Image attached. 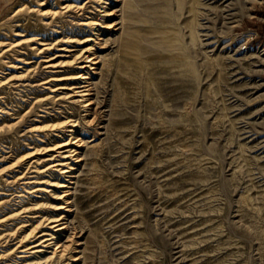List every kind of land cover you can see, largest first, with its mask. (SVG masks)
I'll return each instance as SVG.
<instances>
[{"label": "rangeland", "instance_id": "1", "mask_svg": "<svg viewBox=\"0 0 264 264\" xmlns=\"http://www.w3.org/2000/svg\"><path fill=\"white\" fill-rule=\"evenodd\" d=\"M41 2L52 12L66 3L87 6L85 15L63 10L53 18L31 11ZM127 2L0 0V264H264V0H172L181 48L148 77L139 63L119 70L123 58L142 57L125 35ZM86 15L95 23L80 24ZM97 22L116 29L98 37L96 70L79 62L44 67L46 56L71 60L95 43ZM60 35L77 42L57 43ZM87 37L94 39L81 43ZM41 42L52 47L40 53ZM80 71L93 82L91 112L75 97L57 99L65 92L53 98L58 82L39 85L51 74ZM71 119L82 138L70 183L73 243L47 262L23 257V225L33 229L36 215L52 214L55 202L52 192L33 190L46 185L41 179H67L37 170L51 160L32 162L30 146L68 140ZM36 124H56L65 135L45 136L32 130Z\"/></svg>", "mask_w": 264, "mask_h": 264}, {"label": "bare ground", "instance_id": "2", "mask_svg": "<svg viewBox=\"0 0 264 264\" xmlns=\"http://www.w3.org/2000/svg\"><path fill=\"white\" fill-rule=\"evenodd\" d=\"M194 1L197 2L199 0H193V2ZM42 3H45V2H41V4H39L40 7L38 6L39 8L32 9L31 11H36V12L39 11V12H42V15H45L47 17L53 16V18L54 16L59 15V13H62L63 10L69 11V10L77 9L79 10V12H81L85 10L87 6V4L85 3L81 5L66 3L61 6L60 10H56L52 12L49 9L44 8L45 6L41 7L44 5ZM192 4L195 10V18H196V16L198 15V6L196 5V3H192ZM106 11H109V10L106 9ZM80 14L85 15V13L83 12H81ZM93 23L95 22H93V19H91L90 15H86L85 19L82 20V22H80V24L85 25V26L93 24ZM95 25H96V32H95L96 39H94V37L93 38L87 37L81 41V43H87L94 39L95 43L88 44L85 47H83L81 52L71 60H61V61L56 62L54 60L55 57L53 58L50 56H46L45 58H43V61H45L47 64L44 67H48V66L50 68H58L61 66L69 67L79 62L80 64H77L76 66L79 69H85L86 71H87L86 68L91 69L93 71L96 70V68L93 67V65L98 64L99 58H101L102 56L98 54L99 50L96 49V45L102 44V42L99 40L102 38H98V37H100V35L105 34L107 32L109 33L115 27H112V25L109 22H97ZM61 27L62 26H60L59 28ZM57 31L61 32L58 29ZM195 32H196V29H195V26H193L192 35L194 37H195ZM34 40L35 38H32V37L27 38L23 41V43L31 44V42H33ZM61 40H63L64 42H69L71 44L73 42H77V39H74L72 38V36H67V35H60V39L57 40L58 41L57 43H59ZM45 44L46 46L43 49L37 48L39 49L40 53L45 52V49H50L52 47V45H49L50 43L41 42V45H45ZM7 45L12 46V43L5 44L4 46H7ZM61 48L67 49V47H64V46H62ZM3 50L4 49H2L3 53L7 51V49L5 51ZM49 71H52V70H48V72ZM86 71L84 72L80 71V72H77L76 74H51L49 77L47 76V78H43L44 80H42V82L39 85L43 86L45 84H49V83L51 84V82L53 81L58 82L57 84H51L53 88H51L50 91L54 93L52 96L53 98L65 92L63 93L65 95L63 96L60 95V97L57 99H62L65 96H66L65 98L75 97L74 99L75 102L84 103L86 107H89L87 110L91 112L92 104H94L93 96L91 95L93 82L92 80H90L91 78L89 77ZM5 83L6 82H3V79L1 78L0 87L5 85ZM59 91H62V93H60ZM47 99L48 98H42V99L37 100V102L39 103L44 102ZM46 112L49 113V111H46ZM41 116L42 118L45 117L44 114H42ZM79 123L80 122L78 119H71L65 123V125L69 126L67 131H70V134H69L70 138L66 141L58 142L53 145H47L46 143H44L46 144V146L45 145L30 146V148L33 149L32 153L29 156L30 158H32V162L40 164L44 161L51 160L48 162L49 163L48 166H46L44 169H41L39 166H37L36 168L37 170H40V172L49 171L51 175H54L57 178H58V175H56L55 173L61 174L63 178H67V179H65L66 181H62L59 179L58 180L57 179H53V180L52 179H41L38 183H42L46 185H43L41 187L34 186L37 188L33 191H41L43 192V194L47 192H52L54 196L53 198H55V202H50V205L48 206L49 209H47L48 211H51L52 214L50 215L43 214L41 216L38 213L36 215L37 217L40 216L41 220H40V223H38L33 229L27 231L26 229L27 224L23 225V228L25 227L24 228L25 234L21 235L22 237L20 238L19 242H20V245H22L21 247H24L22 251L27 252L29 254V255H24L23 257H32V258L35 257L37 258V260L46 258L45 261L47 262L48 260H52L58 256L59 257L63 256L65 253H67L66 251L69 249V247L73 243L72 238L74 235L71 236V238H69L70 234H68L69 224H70L69 217L72 211V203L74 202L72 200V192H71L72 186L70 183H73V178H75L76 176L75 174L76 169H78V167H76L75 164L80 161L79 154L76 156L78 158L77 160H72L73 158H76V157H73V155H76L78 152H80V151H77V148L74 149V145L77 142H80V139H82L80 138L81 132L79 131V128H78ZM49 125L50 124H47V125H39V124L37 125L36 124L34 127H32V130L42 132V134H45V136H50L51 135L50 132H53V131L55 132V130H58V132L54 133V135H57V137H62L65 135L64 133L65 131H61L60 129H58L59 127L56 126V124H53L50 126ZM62 126H64V124H62ZM45 136H42V137H45ZM45 140L46 139L44 138L41 139L42 142H45ZM34 181H31V183ZM48 185L53 188H49ZM55 189L59 190V192L58 193L55 192ZM37 203L38 202H36V204ZM23 207H25L26 209L24 212H27V211L32 212L35 209L36 210L40 209L39 206L29 207V208H27V206H23ZM18 214L19 213L9 215L8 217L3 218L2 221L16 218L17 216L15 215H18ZM46 226L48 227L43 228ZM30 237L35 238V240L33 241L34 244L26 248L25 246H27V244L24 245V243L26 239L28 240ZM36 263L37 261H35L33 264H36ZM23 264H28V262H25ZM37 264H40V263H37Z\"/></svg>", "mask_w": 264, "mask_h": 264}, {"label": "crops", "instance_id": "3", "mask_svg": "<svg viewBox=\"0 0 264 264\" xmlns=\"http://www.w3.org/2000/svg\"><path fill=\"white\" fill-rule=\"evenodd\" d=\"M136 7H138L139 10H136ZM147 13L149 18L147 17ZM124 21L126 25L125 35L133 44L139 46L142 57L141 59L123 58L122 61L119 62L120 71L122 70L125 72L127 66L132 67V65L139 63L144 69L147 68L144 74L148 77L150 74L148 72L152 66L157 67L162 65L159 60H161L163 56L166 57V53H169V51L177 52L175 50L181 48L180 41L178 42V40L174 38L177 35L173 32L175 24H173L174 9L172 0H128ZM153 27L158 29L157 32L160 33L159 35L157 34L156 38H153L148 32L145 33L141 30L142 28L153 29ZM162 30L169 31V39ZM165 39L168 40L164 41Z\"/></svg>", "mask_w": 264, "mask_h": 264}, {"label": "built area", "instance_id": "4", "mask_svg": "<svg viewBox=\"0 0 264 264\" xmlns=\"http://www.w3.org/2000/svg\"><path fill=\"white\" fill-rule=\"evenodd\" d=\"M246 46H249V45H246ZM247 48V47H246Z\"/></svg>", "mask_w": 264, "mask_h": 264}]
</instances>
